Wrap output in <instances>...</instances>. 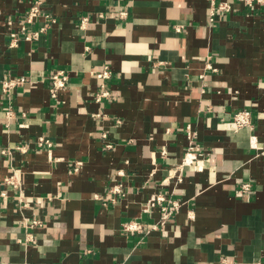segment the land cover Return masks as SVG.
Segmentation results:
<instances>
[{
  "label": "crops",
  "instance_id": "1",
  "mask_svg": "<svg viewBox=\"0 0 264 264\" xmlns=\"http://www.w3.org/2000/svg\"><path fill=\"white\" fill-rule=\"evenodd\" d=\"M36 1L53 21L37 18L28 31L47 30L28 41L20 29ZM105 64L112 95L99 105L93 73ZM57 70L70 75L59 105L49 84ZM10 77L28 82L4 96ZM243 109L253 131H234ZM188 126L203 168L186 167L178 183ZM42 136L52 148L37 144ZM263 149L264 4L236 1L212 24L206 0H0V194L18 169L26 195L53 198L27 211L44 227L26 245L17 194L0 197V261L264 263ZM157 193L182 203L163 225L159 208L143 211ZM129 221L150 232H123Z\"/></svg>",
  "mask_w": 264,
  "mask_h": 264
},
{
  "label": "built area",
  "instance_id": "2",
  "mask_svg": "<svg viewBox=\"0 0 264 264\" xmlns=\"http://www.w3.org/2000/svg\"><path fill=\"white\" fill-rule=\"evenodd\" d=\"M209 4V20L213 24L217 17L230 13L232 11V4L234 2H244L249 6H252L254 3L264 4V0H206ZM44 13L42 12V2L36 1L35 4L30 8L28 14L25 18V25L21 27V33L24 36L25 40L35 41L38 40L39 37L44 34L47 30L45 25L39 27L37 30L28 31V26L33 24V22L42 16ZM128 15L126 11L120 12V18H125ZM44 18L48 21H51L49 15L44 14ZM53 21V20H52ZM89 22L88 17H82L81 26L84 28ZM176 31L180 32L182 30L181 25H177L175 27ZM16 44V40L13 41V45ZM208 69H212L211 64H207ZM93 75L99 80L98 89L94 95V101L97 104H103L111 98V90L109 88V82L112 80L114 73L110 65L105 64L103 69L99 72L93 73ZM28 80L25 77H10L5 79L1 83V93L4 96L12 95L15 93V90L22 85L26 84ZM49 84H50V96L53 102L56 105H59L60 102V93L66 90L70 86V75L65 70H57L52 72L49 75ZM6 115L9 119H12L14 115V111L8 109ZM97 117H100V114H97ZM233 124L234 131L238 132L242 129H249L251 131L254 130V122L252 113L248 109H243L236 112L233 115ZM186 134L188 138V149L185 154L182 163L177 167L174 171L175 177L177 178L178 183H181L184 179V172L186 167L194 166L197 170H201L203 168V161L200 160L201 157L205 156V151L202 147L197 143V133L192 129L191 126H188L186 129ZM106 138V135H104ZM37 144L40 147L52 148L53 143L47 137H39ZM112 143H107L105 145L106 149H112ZM20 150H24L21 148ZM3 154L11 155L12 153L9 150L4 149L2 151ZM166 152L163 151V154ZM264 153V149L262 151ZM81 162H78L74 166L73 172H77ZM3 185L5 187V192L0 194V197L3 199H7L10 193L17 194V201L19 203V210L21 213L20 223L25 230V238L22 240L24 244H34L36 243L35 232L38 229L44 227V222L38 218H32L27 215V211L32 209L33 207L43 208L45 204L52 201V197H37L34 199L26 195L23 183L21 181L20 172L18 169H14L13 173L7 176ZM241 189L245 191H249L251 189L250 183H244L241 186ZM113 192L122 194V187L118 185L112 189ZM182 206V203L177 199L172 198V196L165 195L163 193H157L153 195L147 203L143 206V211L150 213L154 208H159L161 213V224L163 225L165 221L169 218L173 217L177 214ZM154 230H157V225L153 226ZM123 232L129 235L135 234H148L150 230L144 226L142 223L138 221H129L123 224ZM0 264H7L5 262L0 261ZM256 264H264L258 262Z\"/></svg>",
  "mask_w": 264,
  "mask_h": 264
}]
</instances>
